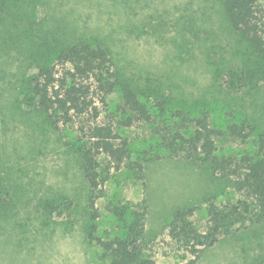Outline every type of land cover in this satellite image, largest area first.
Returning <instances> with one entry per match:
<instances>
[{
    "label": "rangeland",
    "instance_id": "1",
    "mask_svg": "<svg viewBox=\"0 0 264 264\" xmlns=\"http://www.w3.org/2000/svg\"><path fill=\"white\" fill-rule=\"evenodd\" d=\"M257 6L264 14V0ZM66 36L102 41L118 81L151 111L157 99L164 101L168 121L167 114L180 107L205 109L220 131L219 154L238 159L264 135L263 64L230 30L219 1L7 0L0 15V264H109L106 251L85 237L86 229L94 224L101 239L122 236L119 218L145 205L142 246L155 264L263 260L264 223L221 234L196 257L168 235L178 208L192 207L190 220L204 230L210 204L222 209L246 197L206 169L170 159L154 122L123 125L119 84L104 102L96 98L97 121L113 124L127 142L128 157L104 173L94 209L88 207L75 152L78 119L55 126L25 105L22 95L37 66L54 61V41ZM228 70L239 73L237 83ZM241 121L252 126L245 140L227 130ZM99 160L104 168L106 159ZM135 162L143 164L142 180L135 177Z\"/></svg>",
    "mask_w": 264,
    "mask_h": 264
},
{
    "label": "trees",
    "instance_id": "2",
    "mask_svg": "<svg viewBox=\"0 0 264 264\" xmlns=\"http://www.w3.org/2000/svg\"><path fill=\"white\" fill-rule=\"evenodd\" d=\"M217 1L222 6L230 30L249 43L264 69V14L260 13L257 0ZM5 2L7 0H0V15ZM45 43L41 45L46 47ZM53 44L49 53H55L54 61L50 64L42 61L37 66V71L25 83L23 102L55 126L78 119L80 137L75 152L89 208L94 209L97 192L106 179L104 173L111 168L118 169L128 157L127 142L115 132L113 124L97 121L96 98L104 102L119 84L122 98L120 114L125 116L121 121L123 125L135 121L154 122L159 128L156 127L159 142L168 151L170 159L182 158L191 165L204 168L246 197L222 209L210 204L207 207L208 225L204 230L197 229L190 220L192 207L176 209L167 225L172 239L196 257L200 250L212 246L219 235H228L238 230L235 228L264 223L263 134L258 136L256 149L238 159L219 154L215 138L220 131L210 125L205 109L180 107L167 114L171 120L168 121L163 117L166 113L164 101L157 99V109L154 107L151 111L132 87L118 81L112 72L109 49L102 41L90 42L66 36L57 38ZM57 67L62 68L60 72ZM228 76L232 84L239 80V73L234 70H228ZM156 118L158 122H155ZM251 129V124L245 121L227 125L228 133L242 140L247 139ZM101 157L107 161L104 168H101ZM132 167L135 177L142 180L143 164L135 162ZM145 210L146 205L132 211L126 220L119 218L122 236L101 239L94 235V224H90L85 237L106 251L109 264H155L144 255L142 246ZM256 264H264V259Z\"/></svg>",
    "mask_w": 264,
    "mask_h": 264
}]
</instances>
